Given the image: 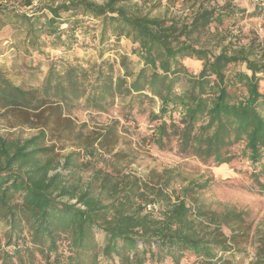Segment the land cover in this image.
Instances as JSON below:
<instances>
[{
	"label": "trees",
	"instance_id": "1",
	"mask_svg": "<svg viewBox=\"0 0 264 264\" xmlns=\"http://www.w3.org/2000/svg\"><path fill=\"white\" fill-rule=\"evenodd\" d=\"M5 1L0 31L23 29L14 48L24 56L18 72L31 81L48 49L99 47L86 62L51 61L36 89L16 86L0 68V114L37 131L27 139L0 134V264H232L248 239L257 242L248 264H264V228L235 207L216 211L200 200L212 178L179 168L146 177L128 171L136 150L152 146L209 166L248 165L255 186L243 189L264 192V48L254 38L229 41L219 53L213 47L245 8L182 0L179 13L169 6L154 16L148 0ZM212 28L224 36L200 41ZM111 52L115 59L106 58ZM117 101L128 125L84 132L70 118L109 113ZM63 141L78 150L62 154ZM152 203L155 212L146 210Z\"/></svg>",
	"mask_w": 264,
	"mask_h": 264
},
{
	"label": "rangeland",
	"instance_id": "2",
	"mask_svg": "<svg viewBox=\"0 0 264 264\" xmlns=\"http://www.w3.org/2000/svg\"><path fill=\"white\" fill-rule=\"evenodd\" d=\"M21 2V0H18ZM102 2V0H96ZM264 1V0H263ZM7 4H12L15 6L16 0H7ZM142 4V0L138 1ZM182 0H148L146 5V10L153 8V15L163 16L165 9L170 6L171 12H178L183 10ZM223 3V0H220ZM237 5L242 9L245 8L246 13L242 15L240 23L231 29V35L222 44H217V40L213 41L216 53L220 52L221 45H225L229 41L239 40L241 44H246L249 38H254L257 43L262 45L264 48V6L259 5L254 0H236ZM38 2L35 1L32 8L37 6ZM259 8V10H256ZM30 11V9H29ZM29 11L27 13L29 14ZM259 15H256L259 12ZM73 20V19H72ZM97 24L96 21L89 20L87 22L88 26H93ZM69 24H63V28H67ZM8 30L0 32V49L2 55H0V68L5 71V74L9 80H11L16 86L22 87L24 89H36L39 88V83L42 82L44 76L47 73L49 63L55 59L64 57L69 62H75L76 60L81 62H86L91 57L98 56V45L97 43H89V48L86 49L80 45L74 46L73 50L67 55L61 50H51L45 51L49 55V60H43L41 70L39 72H34L38 76V80H29L23 74L18 72V66L24 59L23 54L19 48L15 47L18 41L24 38L23 29L15 30L10 26ZM2 30V29H1ZM215 29H211L208 34L199 36L200 41L204 42L214 34L219 37L224 36V32L218 34ZM97 32H95L96 34ZM11 38V41L9 40ZM84 38H82V42ZM115 39H113L109 44H113ZM14 44V45H13ZM120 46L123 53H130V42L121 38ZM260 51L261 48H260ZM34 58H38V54L33 55ZM106 58L115 59L116 56L113 52L106 55ZM43 59V58H42ZM187 66L190 68H199L201 64L199 62L187 61ZM124 104L119 101L109 113H85L79 112L70 116L75 121L76 126L83 127L84 132L98 130L102 126L111 123L113 121L119 120L121 124H127L126 116L128 110L124 109ZM140 122L141 128H146V120L144 118H137ZM19 118L12 116L6 110H1L0 114V134L10 135L12 137H21L23 139L30 138L37 134V131L30 129L27 126L19 125ZM121 126V125H120ZM60 152L65 154L69 151L78 150L74 144L70 141H63L58 143ZM108 157V155H107ZM131 164L129 165V172L135 173L138 176L146 177L151 172L157 174L161 173L163 170H171L179 168L183 174L192 177H199L204 175V178H212L214 183H211L209 187L198 194L200 200L207 206L211 207L213 210L222 211L224 206L235 207L238 211L246 212L249 215L250 222L253 228L261 229L264 228V192L254 193L243 189L249 188L250 186H255L253 180L250 179V173L252 170L248 165H241V163H233L229 165H222L219 167L204 165L197 159L181 160L174 153L160 152L155 147H147L144 149L136 150L134 155L129 159ZM264 182V181H263ZM180 183L173 185V189L178 190ZM258 189V187H256ZM259 190V189H258ZM197 196V195H196ZM256 240L248 239L238 250H243L244 252H234L231 255L230 262L232 264H248L253 260L254 250L256 248ZM10 250V249H8ZM186 261L192 262L189 256H186ZM168 264V263H167ZM185 264V262H183Z\"/></svg>",
	"mask_w": 264,
	"mask_h": 264
},
{
	"label": "built area",
	"instance_id": "3",
	"mask_svg": "<svg viewBox=\"0 0 264 264\" xmlns=\"http://www.w3.org/2000/svg\"><path fill=\"white\" fill-rule=\"evenodd\" d=\"M256 3L259 5L264 6V1L263 0H254ZM147 211L149 212H155L158 210V205L156 203L149 204L146 208Z\"/></svg>",
	"mask_w": 264,
	"mask_h": 264
},
{
	"label": "crops",
	"instance_id": "4",
	"mask_svg": "<svg viewBox=\"0 0 264 264\" xmlns=\"http://www.w3.org/2000/svg\"><path fill=\"white\" fill-rule=\"evenodd\" d=\"M9 29V27H4L0 32H3V31H6V30H8ZM10 41H11V38L9 39Z\"/></svg>",
	"mask_w": 264,
	"mask_h": 264
}]
</instances>
